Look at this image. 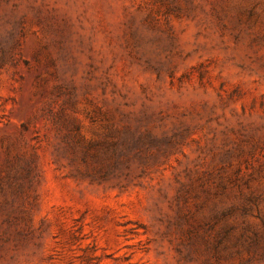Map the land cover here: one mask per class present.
<instances>
[{
	"label": "rangeland",
	"instance_id": "374dc122",
	"mask_svg": "<svg viewBox=\"0 0 264 264\" xmlns=\"http://www.w3.org/2000/svg\"><path fill=\"white\" fill-rule=\"evenodd\" d=\"M0 264H264V0H0Z\"/></svg>",
	"mask_w": 264,
	"mask_h": 264
}]
</instances>
